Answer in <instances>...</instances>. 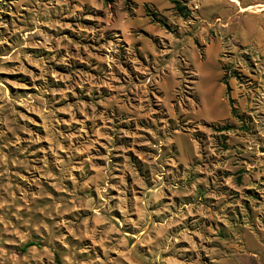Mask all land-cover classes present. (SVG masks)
Segmentation results:
<instances>
[{"label": "rangeland", "instance_id": "obj_1", "mask_svg": "<svg viewBox=\"0 0 264 264\" xmlns=\"http://www.w3.org/2000/svg\"><path fill=\"white\" fill-rule=\"evenodd\" d=\"M182 1L0 0V264H264V0Z\"/></svg>", "mask_w": 264, "mask_h": 264}, {"label": "trees", "instance_id": "obj_2", "mask_svg": "<svg viewBox=\"0 0 264 264\" xmlns=\"http://www.w3.org/2000/svg\"><path fill=\"white\" fill-rule=\"evenodd\" d=\"M118 0H104V2L106 4H112V3H115L117 2ZM127 3H131L130 0H126ZM174 5H175V10L179 13V15L183 18H187L189 15H190V10L188 9L187 5H185L183 3L182 0H170ZM147 13L149 16H151L154 20L157 19L158 17V13L156 12H152L150 11L149 9H147ZM33 246H39L38 243L36 242H30L28 243L27 245H25L24 247V250L28 249L29 247H33ZM56 260L59 264H61V260H60V257H59V254H56Z\"/></svg>", "mask_w": 264, "mask_h": 264}]
</instances>
